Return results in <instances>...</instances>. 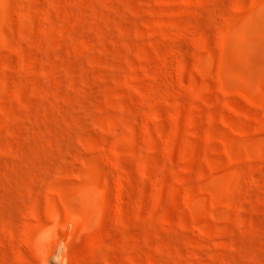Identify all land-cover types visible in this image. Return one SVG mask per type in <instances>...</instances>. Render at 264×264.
Segmentation results:
<instances>
[{
  "label": "rangeland",
  "instance_id": "rangeland-1",
  "mask_svg": "<svg viewBox=\"0 0 264 264\" xmlns=\"http://www.w3.org/2000/svg\"><path fill=\"white\" fill-rule=\"evenodd\" d=\"M0 264H264V0H0Z\"/></svg>",
  "mask_w": 264,
  "mask_h": 264
}]
</instances>
